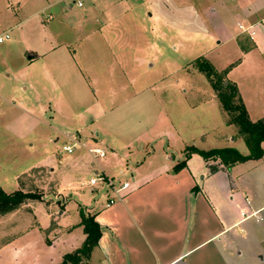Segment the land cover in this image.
Wrapping results in <instances>:
<instances>
[{"label":"crops","instance_id":"crops-1","mask_svg":"<svg viewBox=\"0 0 264 264\" xmlns=\"http://www.w3.org/2000/svg\"><path fill=\"white\" fill-rule=\"evenodd\" d=\"M67 1L62 0L65 7L59 8L62 15H66L73 6L78 7L75 3L66 4ZM103 1L94 0L92 8L96 7L103 16L107 12L103 17V26L96 25L93 32L104 39L113 32L117 35L113 25L115 19L121 17L119 20H123L132 10L120 8L126 0ZM180 1H151L152 26H158L159 32L173 30L215 43L216 46L212 44L203 57L209 58L218 71L229 70L227 78L237 85L250 119L253 122L263 119L264 0ZM85 6L84 3L78 8L84 9ZM88 12L80 15L73 24L83 26L89 18L85 17ZM54 18L50 14L49 21ZM98 20L102 22L101 16ZM125 36L123 30L122 37ZM122 44V54L132 49ZM63 47L62 55L55 46L46 52H27V70L42 60L41 67H37L38 71L41 68V72H38L36 80L26 81L28 86L24 90L29 95L28 99H12L9 108L20 111L32 123L40 122L65 135L64 144L75 139L78 144L76 151L71 155L61 154L69 157L68 161L74 167L78 161L91 163L85 168H93L94 174L128 181L130 189L123 200L110 207L106 206V194V201L102 204H79V218L74 222L67 221L63 228V240H58V237L47 239L52 241L49 245L53 250L59 248L58 256L49 264L61 263L66 254L78 250L85 242L86 234L80 226V209L94 215L102 227V237L88 264H264V156L228 169L220 161L206 162L194 154L187 161V166L176 172V166L185 159L187 147L205 151L237 149L238 143L244 142L239 129L228 125L225 119L224 125L220 126L234 128L231 133L223 135L224 138L229 137V144L200 148L194 138H186L175 126L166 125L169 115L155 119L156 123L164 126L154 127L153 124L145 127V104L138 102L129 111L124 108L144 95L152 101L156 100V84L141 88L139 81L129 80V66L125 64L124 56L116 64L85 63L68 68L61 60L69 57L70 50L67 45ZM225 50L232 58L222 59L221 62L218 58L217 61L214 58L210 60L216 51L223 53ZM83 56L86 57V53ZM192 63L182 65L190 75L196 73ZM66 84L71 86V96L74 95L75 100L83 99L82 92H91L95 96L94 104L85 110L87 114L83 126L72 124L74 118L82 119L81 113L75 115L77 112L67 107L63 95L56 94L57 91L62 92ZM86 86L91 89L83 88ZM1 95L0 122L3 102H8L6 95ZM67 99L70 100L69 97ZM102 102H117V107L121 106L124 110L117 113L115 107H110L104 111ZM46 116L49 120L45 119ZM58 118L59 121H56ZM61 121H64L63 124H60ZM71 124L73 127H68ZM206 125L200 126L202 133L209 122ZM230 138H233L232 141ZM92 148L103 149L106 156L94 158L92 162L85 161ZM262 148L264 150V143ZM248 154L249 149L243 155ZM212 167L218 170L213 173ZM89 187L90 193L98 197L101 192L90 183ZM68 199L70 201L71 196ZM66 201L61 204L62 208ZM56 213L54 218H66V210Z\"/></svg>","mask_w":264,"mask_h":264},{"label":"rangeland","instance_id":"rangeland-1","mask_svg":"<svg viewBox=\"0 0 264 264\" xmlns=\"http://www.w3.org/2000/svg\"><path fill=\"white\" fill-rule=\"evenodd\" d=\"M74 1L69 0L66 4L75 5ZM83 1L86 5L84 9L75 5L66 15H62L59 10L60 6L65 7L62 0H0V37L7 33L10 35L9 40L0 44V94L8 99L7 103L2 101L4 109L0 122V187L8 194L21 191L38 197L26 200L11 211L0 207V264H49L58 256L59 248L53 250L49 245L52 241L47 239L58 237V240H63V228L67 221L74 222L79 218V204L92 206L93 203L106 201L104 193H98L96 198L90 193L89 183L96 174L93 168H85V165L89 167L91 163L78 161L74 167L68 161L69 157L61 155L62 147L66 145L65 135L40 122L32 123L20 111L10 110L9 101L12 99H28L29 95L24 90L28 86L26 81L36 80L38 72H41V68L38 71L37 67H41L42 60L37 62L38 66L27 70L28 51L41 53L55 46L62 55L63 46L67 45L69 57L61 61L68 68L85 63L116 64L124 56L125 64L129 66V80L139 81L141 88L151 84H156L157 88L156 100L152 101L144 95L128 104L125 111L136 107L138 102L145 104V127L153 124L154 127H162L165 124L156 123V118L169 115L166 125L175 126L180 135L186 138H194L200 148L224 146L230 142L229 137L224 138L223 135L231 133L234 128L220 126L228 118L208 78L194 66L196 73L193 75L182 68L183 64L194 63L208 53L213 42L173 30L163 29L159 32L158 26L150 23L153 12L151 1L155 0H126L120 4V8H131L132 11L122 18L124 21L119 20L121 17L115 19L113 25L117 35L113 32L109 38L103 39V36L93 32L96 25L103 26V17L107 12L103 16L96 7L92 8L94 0ZM174 1L181 2L167 0V3ZM187 1L195 3V0ZM88 10L85 17L89 18L83 26L73 24ZM50 14L55 16L51 21ZM98 16L102 18L101 23ZM111 20L114 21V18L111 17ZM123 30L126 34L124 38ZM122 43L132 49L122 54ZM213 45L216 46L215 43ZM226 51H216L210 60H226L231 57ZM215 64L219 67V64ZM67 84L63 85L62 92L57 91L56 94L63 95L67 107L77 112L75 115L81 113L82 119L74 118L72 124L83 126L87 114L85 110L94 104L95 96L91 92H82L83 99L75 100V96H71L72 88ZM83 88L91 89L88 86ZM66 96L70 98L69 101ZM118 104L102 102V108L106 111L115 107V112L119 113L124 109L120 105L118 108ZM45 119L49 120L48 116ZM208 122L209 126L202 133L200 126H207ZM72 124L68 127H73ZM32 144H35L34 147ZM237 147L242 154L248 151L243 141ZM93 159L88 154L84 160L92 162ZM63 201L67 204L62 208ZM61 210H66V218H54L56 211Z\"/></svg>","mask_w":264,"mask_h":264},{"label":"trees","instance_id":"trees-1","mask_svg":"<svg viewBox=\"0 0 264 264\" xmlns=\"http://www.w3.org/2000/svg\"><path fill=\"white\" fill-rule=\"evenodd\" d=\"M193 66L203 73L209 80L214 91L217 93L223 111L227 115L228 125H234L239 129L245 144L249 149L248 155H243L236 148H222L212 150H200L196 147H187L185 159L176 166V172L187 166V161L192 155L201 156L206 162L220 161L226 168H231L238 163L249 160H260L264 156L262 144L264 143V118L253 122L248 114L242 96L235 83L227 78L229 70L218 71L214 65L206 58L201 57L194 61ZM216 167L211 168V172H216ZM38 199L33 194H25L21 191L8 194L0 187V207L6 211L17 209L26 200ZM81 223L84 228L86 240L83 245L73 253L66 254L59 264H88L92 251L98 246L102 237V227L97 222L96 217L87 214L84 209H80Z\"/></svg>","mask_w":264,"mask_h":264},{"label":"built area","instance_id":"built-area-1","mask_svg":"<svg viewBox=\"0 0 264 264\" xmlns=\"http://www.w3.org/2000/svg\"><path fill=\"white\" fill-rule=\"evenodd\" d=\"M75 4L78 7H83L84 3L82 0H75ZM9 33L5 34V36L0 37V44L5 40H9ZM77 141L74 139L73 142L67 143L62 147L61 154L62 155H71L76 151ZM89 153L96 159L104 158L106 153L101 148H92L89 150ZM92 187H96L98 191L107 195V207H110L121 201L128 194L130 189V182L124 180H116L104 174H96V177L93 178L90 182Z\"/></svg>","mask_w":264,"mask_h":264},{"label":"water","instance_id":"water-1","mask_svg":"<svg viewBox=\"0 0 264 264\" xmlns=\"http://www.w3.org/2000/svg\"><path fill=\"white\" fill-rule=\"evenodd\" d=\"M31 58V57H30Z\"/></svg>","mask_w":264,"mask_h":264}]
</instances>
